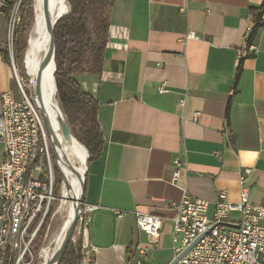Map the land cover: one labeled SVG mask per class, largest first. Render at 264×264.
<instances>
[{
    "label": "crops",
    "instance_id": "1",
    "mask_svg": "<svg viewBox=\"0 0 264 264\" xmlns=\"http://www.w3.org/2000/svg\"><path fill=\"white\" fill-rule=\"evenodd\" d=\"M262 1H114L100 74L76 75L98 101L103 137L83 192L84 204L98 206L87 227L95 251L78 264H134L138 247L143 264H168L172 204L183 186L208 202L209 217L219 191L237 202L246 187L249 200L264 205V26L237 61L255 22L251 7ZM9 19L0 14V94L15 96L1 52L9 50ZM162 81L168 91L160 93ZM175 157L186 162L177 178ZM245 168L252 171L241 182ZM135 211L162 218L156 244L136 227Z\"/></svg>",
    "mask_w": 264,
    "mask_h": 264
},
{
    "label": "built area",
    "instance_id": "2",
    "mask_svg": "<svg viewBox=\"0 0 264 264\" xmlns=\"http://www.w3.org/2000/svg\"><path fill=\"white\" fill-rule=\"evenodd\" d=\"M0 4V14H3ZM15 11L14 25L19 20ZM12 32V29H11ZM248 30L244 50L237 61L248 54ZM11 39V38H10ZM12 43V40H11ZM12 46V44H11ZM10 46V47H11ZM22 90V89H21ZM160 93L167 92L165 81L158 84ZM184 104V100H180ZM40 120V152L32 170L29 182L15 183V172H21V162L27 153L28 121L24 119V109L18 107L17 98L8 90L0 94V264H29L27 260L32 242L45 221L53 196V176L48 139L44 131L38 109L28 101ZM199 112L194 113L196 117ZM185 160L173 159V178L185 167ZM245 168L241 182L251 173ZM3 201H10V214L1 215ZM97 205L83 204L73 242L82 240L81 251L84 259L91 260L95 247L87 242V227L90 213ZM208 202L193 197L182 187L180 200L172 204L171 240L173 258L180 254L191 242L192 246L174 264H264V205L249 200L248 189L241 187L239 201L230 202L224 191L217 193L212 215H207ZM118 218L123 212L112 209ZM233 213H238L233 217ZM2 218L11 219V227L2 226ZM135 224L139 230L147 231L156 244L162 228V218L141 211L134 212ZM138 257L134 264H143L145 250L138 247ZM172 258V259H173Z\"/></svg>",
    "mask_w": 264,
    "mask_h": 264
},
{
    "label": "trees",
    "instance_id": "3",
    "mask_svg": "<svg viewBox=\"0 0 264 264\" xmlns=\"http://www.w3.org/2000/svg\"><path fill=\"white\" fill-rule=\"evenodd\" d=\"M14 1L5 0V5L1 7L5 16H9ZM114 1L68 0V13L57 21L54 28L56 70L53 80L55 77L57 98L61 111L63 110L67 119L76 125V130L72 133L87 149L88 163L101 153L103 137L96 120L98 101L82 89L76 75L100 74L107 41L109 12ZM31 3L32 0H25V4ZM251 12L255 16V22L248 37V44L253 43L258 30L264 26V0L259 6L251 7ZM31 25L32 12L29 9L28 16L21 17L12 39V49L18 64L23 60ZM1 52L5 60L10 62L8 50L2 49ZM48 216L49 214L45 220ZM45 224L46 221L32 242L36 251L40 249ZM81 243L80 238L76 242L69 241L59 264H78L83 257Z\"/></svg>",
    "mask_w": 264,
    "mask_h": 264
},
{
    "label": "bare ground",
    "instance_id": "4",
    "mask_svg": "<svg viewBox=\"0 0 264 264\" xmlns=\"http://www.w3.org/2000/svg\"><path fill=\"white\" fill-rule=\"evenodd\" d=\"M49 10L52 14H62L69 10L68 0H47ZM42 2L43 0H34L35 6V23L34 28H42ZM19 3L18 0H15L11 6L9 13V27L8 31L11 32V29L14 27V16L15 11H17ZM43 30V29H42ZM38 34L35 33L37 38ZM34 37V38H35ZM39 40L41 42L42 48H44L46 34L44 30L39 35ZM10 42V41H9ZM10 44V43H9ZM28 55L24 61L27 63V78L30 83V89L33 92L35 86V76H36V59L30 60ZM25 63V64H26ZM53 68L54 63L51 61L48 66L44 69L42 73V100L44 106L50 116L53 130L57 138V144L55 146L57 152L56 162L59 165L63 182L62 190L60 196V205L59 208L66 210L67 217L59 227L46 241L45 245L40 250L41 262L40 264H45L46 260L55 252L58 248L61 240L63 238L65 229L68 224L71 222L72 218L75 215L76 208L79 204V199L81 196L82 181L84 180V175L87 167V151L81 143H79L75 137L72 135L70 140H67L63 137L60 129V121L64 116L61 111L58 100L55 98V86L53 84ZM21 99H17L18 107L24 109V119L28 121V146L27 153L24 155V161L21 162V172H15V183L29 182V177H31L32 170L35 167L37 158H39L40 152V120L39 116L34 113L33 108H28V101L33 103L34 106L38 109L39 98L32 95L27 96L23 90ZM52 163V162H51ZM67 200H70L67 205ZM10 214V201H3L1 207V215ZM65 215V214H64ZM63 219V218H62ZM3 227H11V219L2 218Z\"/></svg>",
    "mask_w": 264,
    "mask_h": 264
},
{
    "label": "water",
    "instance_id": "5",
    "mask_svg": "<svg viewBox=\"0 0 264 264\" xmlns=\"http://www.w3.org/2000/svg\"><path fill=\"white\" fill-rule=\"evenodd\" d=\"M42 13H43L42 28L38 27L36 29H33L34 26L33 27L31 26V28L28 32L27 46H26V49L23 53V61L28 55L30 56L29 57L30 60H34V57L36 59L35 86H34V90L31 93V95H32V97L36 96L39 98L38 111L41 115L45 134H46L47 139L50 143L52 157H53L54 161L56 162L57 152H56L55 146L57 144V138H56L54 130H53V126H52L50 116H49V114H48V112L44 106L43 100H42L41 80H42V73H43L44 69L48 66V64L51 61L54 63L53 76L55 74L56 65H55V61H54V55H55L54 28H55L57 21L62 16L67 14L68 11H66L65 13L59 14V15L52 14L49 10L48 1L43 0V2H42ZM42 29L44 30V32L46 34L44 48H42L41 42L38 38L39 35L41 34V32L43 31ZM36 32L38 34L37 38L35 37ZM54 84H55V77H54ZM54 86H55V98L58 100L57 94H56V85H54ZM60 129H61L62 135L65 139L70 140L72 138V134H71V132L67 126L65 119L63 120V118L60 121ZM86 151H87V149H86ZM86 162L88 164V152H87ZM62 179H63V177H62ZM84 182H85V175H84V180L82 181L81 196L79 199V204H78L76 211H75V215L72 218L71 222L68 224L67 228L65 229L63 238H62L61 243L59 244L58 248L50 256V258L46 260L45 264H59L63 255H64V252L66 250V247H67L69 241L72 240V236H73V233L75 231L77 221L79 218L81 203H83ZM197 239H195L193 242H191L180 254H178L175 258H173L168 264H174L176 262V260L178 258H180L192 246V244Z\"/></svg>",
    "mask_w": 264,
    "mask_h": 264
},
{
    "label": "rangeland",
    "instance_id": "6",
    "mask_svg": "<svg viewBox=\"0 0 264 264\" xmlns=\"http://www.w3.org/2000/svg\"><path fill=\"white\" fill-rule=\"evenodd\" d=\"M18 3L20 5L19 10L17 12V16H19V20L15 23V25H14V27L12 29V32H9L7 30L8 31V39H9L8 40L9 50H8L7 54H8V58H9L10 64L12 66V71H13V89H14V92H15V97L17 99H21L22 98L21 97V95H22L21 89L29 97H30L32 91L30 89V83L28 82V78H27V67H26L27 63L25 61H23V60H22L21 64H18L16 62L15 56H14V52H13V49H12V46H11V44H12L11 40L13 39L14 31L16 30V27L18 26L21 17L25 18L26 16H28L29 9L32 12V25L31 26L32 27L34 26V23H35V6H34V0H32V3L30 5L25 4V0H18ZM7 28H8V24H7ZM52 80H53V78H52ZM53 84H54V80H53ZM59 105H60V103H59ZM60 107H61V105H60ZM62 112H63V110H62ZM63 114H64L65 121L67 123V126H68L71 134L73 135L72 132L76 130V125H75V123L73 121H69L67 119V117H66L64 112H63ZM48 147H49V153H50L51 162H52L51 163V169H52V176H53V196H54V200H52V202L50 204L49 213H48L49 216L47 217V220H45L46 224L44 225V229H43V232H42L40 249L38 251H36L33 248V246H31V251H30V254H29L28 258H27V260L30 261L29 264H40V262H41V257H40L41 248L45 245V243L48 240V238L56 230L59 229V227L62 225V223L64 222V220L67 217L66 210H62V209L59 208L60 196H61V190H62L61 187H62V182H63V180H62V172H61V169H60L59 165L57 164V162L54 161V159L52 157L51 147H50V143L49 142H48ZM69 202H70V200H67L66 204L68 205ZM83 204L84 203H81V209H80V213L81 214H82ZM80 213H79V215H80ZM77 226H78V224H77ZM73 235L74 236L77 235L76 229H75Z\"/></svg>",
    "mask_w": 264,
    "mask_h": 264
}]
</instances>
